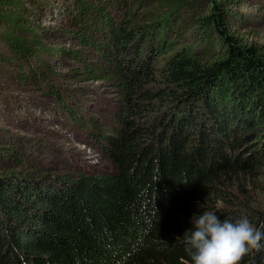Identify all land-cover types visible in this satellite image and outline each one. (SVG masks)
Here are the masks:
<instances>
[{"label": "trees", "instance_id": "trees-1", "mask_svg": "<svg viewBox=\"0 0 264 264\" xmlns=\"http://www.w3.org/2000/svg\"><path fill=\"white\" fill-rule=\"evenodd\" d=\"M227 5L0 0V61L94 127L115 165L25 174L10 163L26 168L23 156L0 146V264H190L184 234L204 211L264 230V45L243 44ZM56 34L77 46H49ZM53 56L73 60L82 81H111L117 118L78 112L48 72ZM240 264H264V248Z\"/></svg>", "mask_w": 264, "mask_h": 264}, {"label": "rangeland", "instance_id": "rangeland-1", "mask_svg": "<svg viewBox=\"0 0 264 264\" xmlns=\"http://www.w3.org/2000/svg\"><path fill=\"white\" fill-rule=\"evenodd\" d=\"M224 1L237 14L232 28L243 44L264 45V0ZM45 25L57 28L62 23L57 19ZM56 35L49 46H77L76 42ZM187 38V44H194L192 35ZM94 56L89 51L88 59L94 60ZM58 60L54 56L50 58L51 72H48L63 87L65 98L78 112L97 120L99 125L106 118H117L121 98L111 81H82L73 73L77 67L73 60ZM92 132H96L94 127L86 128L72 121L53 94L39 90L37 81H21L13 69L0 61V146L14 147L26 160L27 167L22 169L10 162L16 171L29 174L39 168L45 174L75 176L83 172H113L115 165L103 149L107 144L98 141ZM259 185L256 199L264 206V176L259 179Z\"/></svg>", "mask_w": 264, "mask_h": 264}, {"label": "clouds", "instance_id": "clouds-1", "mask_svg": "<svg viewBox=\"0 0 264 264\" xmlns=\"http://www.w3.org/2000/svg\"><path fill=\"white\" fill-rule=\"evenodd\" d=\"M184 236L190 264H240L253 249L264 248V230L246 217L221 219L213 211L194 215Z\"/></svg>", "mask_w": 264, "mask_h": 264}]
</instances>
